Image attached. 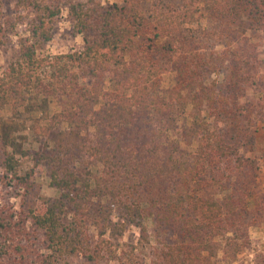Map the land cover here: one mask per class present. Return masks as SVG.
Here are the masks:
<instances>
[{"label":"trees","instance_id":"1","mask_svg":"<svg viewBox=\"0 0 264 264\" xmlns=\"http://www.w3.org/2000/svg\"><path fill=\"white\" fill-rule=\"evenodd\" d=\"M249 2L16 0L11 17L0 0V47L18 36L16 59L0 67V147L12 146L7 128L23 110L40 112L29 120L41 142L20 153L45 166L57 190L41 207L26 192L20 211L0 205V264H203L220 239L225 254L245 248L252 220L263 222L259 171L232 141L233 86L211 78L230 51L216 48L217 28L203 20L261 22V0ZM63 11L83 47L40 56ZM42 98L61 109L32 108ZM6 154L8 186L27 191L35 169L21 173L16 153ZM127 224L153 240L148 255L119 243Z\"/></svg>","mask_w":264,"mask_h":264},{"label":"rangeland","instance_id":"2","mask_svg":"<svg viewBox=\"0 0 264 264\" xmlns=\"http://www.w3.org/2000/svg\"><path fill=\"white\" fill-rule=\"evenodd\" d=\"M16 0H5V14L15 17ZM103 2L124 4V0H102ZM249 5L254 4L256 0H249ZM264 10V0H261ZM230 18L229 23H216L203 20V26L217 28L215 43L217 49L230 51L228 58V67L222 74H213L211 78L230 79L233 88L232 98L237 107V116L235 117V128L231 132L238 152L241 155L250 157L258 166L259 176L256 189L260 200V208L257 214L261 215V223L254 224V219L248 228V237L246 246L238 253L225 254L222 247L223 239H220V247L215 250V256L208 258L203 264H264V19L261 22L253 21L248 17ZM25 24L20 25L19 30H23ZM18 36L12 35L5 45L0 47V67L14 61L18 51ZM84 41L81 34H76L71 22L68 20L67 11L57 16L53 38L46 42L43 48L39 49V55H55L79 50L83 47ZM232 65L235 69V75L232 76ZM172 84L171 75H165L163 87L167 88ZM232 90V89H231ZM43 99V98H42ZM60 101L53 99L35 104L32 108L50 110L51 113L61 109ZM44 110V111H45ZM38 111H24L14 119V122L7 131L11 134L12 146L6 143L0 147V165L3 163L6 153H16L20 163L21 173L35 169V176L30 178L31 186L24 189H18L14 182L8 186L9 178H4L3 169L0 166V205L9 203L13 210L20 211L22 198L21 195L26 192V198L29 205H39L41 207L45 200L53 198L57 190L50 184L48 169L43 166H34L31 157L22 156L20 151L26 148H38L41 142L40 137L35 136L30 129L32 114ZM38 114L35 115H40ZM4 120L11 119L12 113L7 107L1 111ZM184 121V120H182ZM233 127H231L232 129ZM18 151V152H17ZM30 190V191H28ZM149 231L152 230L151 223L148 224ZM141 233L137 226L127 224L119 243L124 242L126 251L131 247H136V252L140 256L148 255L151 243L140 241ZM146 243V244H145ZM121 250L117 252V255ZM57 264H89L81 256H71ZM93 264V263H91ZM94 264H123L121 260L115 257L109 260H102Z\"/></svg>","mask_w":264,"mask_h":264}]
</instances>
